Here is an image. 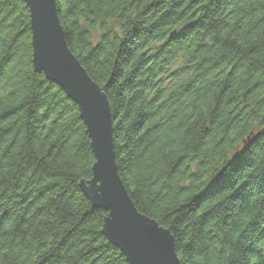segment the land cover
<instances>
[{
    "label": "trees",
    "instance_id": "1",
    "mask_svg": "<svg viewBox=\"0 0 264 264\" xmlns=\"http://www.w3.org/2000/svg\"><path fill=\"white\" fill-rule=\"evenodd\" d=\"M106 97L118 175L179 264H264V0H55ZM0 0V264H126L85 187L77 106Z\"/></svg>",
    "mask_w": 264,
    "mask_h": 264
},
{
    "label": "water",
    "instance_id": "2",
    "mask_svg": "<svg viewBox=\"0 0 264 264\" xmlns=\"http://www.w3.org/2000/svg\"><path fill=\"white\" fill-rule=\"evenodd\" d=\"M22 1L29 12L33 68L77 106L86 128L94 163L85 192L94 206L107 212L104 236L124 255L126 264H179L170 233L135 208L118 175L107 99L67 47L55 0ZM97 131L102 133V139ZM101 153L104 163L97 165ZM153 226L163 232L164 238L145 247L140 238L146 228Z\"/></svg>",
    "mask_w": 264,
    "mask_h": 264
},
{
    "label": "snow or ice",
    "instance_id": "3",
    "mask_svg": "<svg viewBox=\"0 0 264 264\" xmlns=\"http://www.w3.org/2000/svg\"><path fill=\"white\" fill-rule=\"evenodd\" d=\"M97 135L102 139V133L97 131ZM99 162L97 165H102L104 163L103 154H99ZM164 238L163 232L156 228V226L146 228L140 238V243L145 247H151L158 240ZM170 243L171 251H172V243L170 238L167 237Z\"/></svg>",
    "mask_w": 264,
    "mask_h": 264
}]
</instances>
